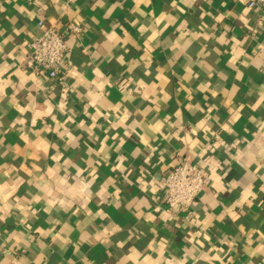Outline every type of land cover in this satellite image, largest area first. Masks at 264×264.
Returning a JSON list of instances; mask_svg holds the SVG:
<instances>
[{
	"label": "crops",
	"instance_id": "crops-1",
	"mask_svg": "<svg viewBox=\"0 0 264 264\" xmlns=\"http://www.w3.org/2000/svg\"><path fill=\"white\" fill-rule=\"evenodd\" d=\"M40 20L67 36L56 80L30 60ZM184 157L211 178L191 214L155 200ZM13 250L17 264H264V7L2 3L0 264Z\"/></svg>",
	"mask_w": 264,
	"mask_h": 264
},
{
	"label": "built area",
	"instance_id": "built-area-1",
	"mask_svg": "<svg viewBox=\"0 0 264 264\" xmlns=\"http://www.w3.org/2000/svg\"><path fill=\"white\" fill-rule=\"evenodd\" d=\"M6 0H0V5ZM249 10L264 7V0H244ZM70 35L79 36V24H70ZM68 34V35H69ZM30 60L35 72L56 80L70 64L67 36L55 26H47L44 21L37 22L36 36L28 43ZM66 85V84H65ZM67 87V85H66ZM66 93H69L67 87ZM210 171L202 163L184 157L163 176L155 200L166 211H184L191 214L195 202L209 188ZM6 264H17V252H6Z\"/></svg>",
	"mask_w": 264,
	"mask_h": 264
}]
</instances>
